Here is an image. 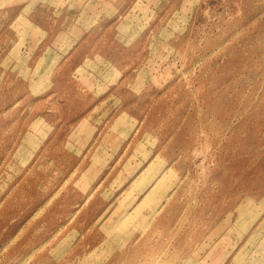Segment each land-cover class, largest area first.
Returning <instances> with one entry per match:
<instances>
[{
  "label": "rangeland",
  "instance_id": "374dc122",
  "mask_svg": "<svg viewBox=\"0 0 264 264\" xmlns=\"http://www.w3.org/2000/svg\"><path fill=\"white\" fill-rule=\"evenodd\" d=\"M0 264H264V0H0Z\"/></svg>",
  "mask_w": 264,
  "mask_h": 264
}]
</instances>
